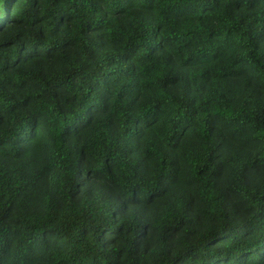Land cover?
<instances>
[{
  "label": "trees",
  "instance_id": "obj_1",
  "mask_svg": "<svg viewBox=\"0 0 264 264\" xmlns=\"http://www.w3.org/2000/svg\"><path fill=\"white\" fill-rule=\"evenodd\" d=\"M0 264H264V0H0Z\"/></svg>",
  "mask_w": 264,
  "mask_h": 264
}]
</instances>
